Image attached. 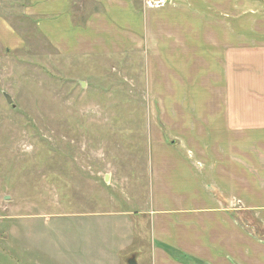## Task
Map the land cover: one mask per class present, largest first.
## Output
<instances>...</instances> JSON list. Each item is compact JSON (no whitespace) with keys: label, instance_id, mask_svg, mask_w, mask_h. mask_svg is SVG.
Here are the masks:
<instances>
[{"label":"crops","instance_id":"obj_1","mask_svg":"<svg viewBox=\"0 0 264 264\" xmlns=\"http://www.w3.org/2000/svg\"><path fill=\"white\" fill-rule=\"evenodd\" d=\"M23 8L61 56L136 57L131 90L148 102L147 88L166 108L156 130L175 146L159 144L158 167L149 160L151 245H133L125 259L264 264V0H24Z\"/></svg>","mask_w":264,"mask_h":264},{"label":"rangeland","instance_id":"obj_2","mask_svg":"<svg viewBox=\"0 0 264 264\" xmlns=\"http://www.w3.org/2000/svg\"><path fill=\"white\" fill-rule=\"evenodd\" d=\"M23 4L0 0V264H128L151 245L166 108L131 90L136 57L61 56Z\"/></svg>","mask_w":264,"mask_h":264},{"label":"water","instance_id":"obj_3","mask_svg":"<svg viewBox=\"0 0 264 264\" xmlns=\"http://www.w3.org/2000/svg\"><path fill=\"white\" fill-rule=\"evenodd\" d=\"M81 85H82V87H84L85 83L82 82ZM5 97H6L7 103L12 104V102H13L12 98L7 94H5ZM105 179H107V177ZM126 261L128 264H138L135 257L127 258Z\"/></svg>","mask_w":264,"mask_h":264},{"label":"trees","instance_id":"obj_4","mask_svg":"<svg viewBox=\"0 0 264 264\" xmlns=\"http://www.w3.org/2000/svg\"><path fill=\"white\" fill-rule=\"evenodd\" d=\"M33 22H34V24H35V20L33 19ZM34 28L36 29V27L34 26ZM36 31L38 32V30L36 29ZM39 33V32H38ZM40 34V33H39Z\"/></svg>","mask_w":264,"mask_h":264}]
</instances>
